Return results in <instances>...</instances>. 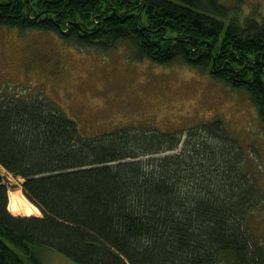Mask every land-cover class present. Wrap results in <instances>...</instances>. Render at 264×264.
<instances>
[{"label":"trees","instance_id":"obj_1","mask_svg":"<svg viewBox=\"0 0 264 264\" xmlns=\"http://www.w3.org/2000/svg\"><path fill=\"white\" fill-rule=\"evenodd\" d=\"M230 13L223 0H8L0 26L209 72L249 95L264 135V18ZM246 160L221 118L185 139L131 127L84 136L45 96L1 94L0 264H44L47 248L79 264H264L248 224L262 190ZM3 169L24 178L41 216L9 210Z\"/></svg>","mask_w":264,"mask_h":264},{"label":"rangeland","instance_id":"obj_2","mask_svg":"<svg viewBox=\"0 0 264 264\" xmlns=\"http://www.w3.org/2000/svg\"><path fill=\"white\" fill-rule=\"evenodd\" d=\"M223 1L241 21L250 15L264 18V0ZM1 94L45 96L77 122L84 136L131 127L177 132L185 139L200 123L221 118L244 148L245 169L262 190L248 224L255 240L264 244V135L257 107L244 90L188 65L136 61L125 44L103 51L68 43L51 31L0 26ZM2 173L9 210L41 216L24 193V178L5 169ZM15 192L19 212L11 206ZM41 259L44 264H79L48 248Z\"/></svg>","mask_w":264,"mask_h":264},{"label":"bare ground","instance_id":"obj_3","mask_svg":"<svg viewBox=\"0 0 264 264\" xmlns=\"http://www.w3.org/2000/svg\"><path fill=\"white\" fill-rule=\"evenodd\" d=\"M13 194H15V195H13ZM13 194L12 193L10 194L11 203H12L11 206H13L14 209L19 212L20 205H19V202H18V199H17V196H16L17 193L15 192Z\"/></svg>","mask_w":264,"mask_h":264}]
</instances>
